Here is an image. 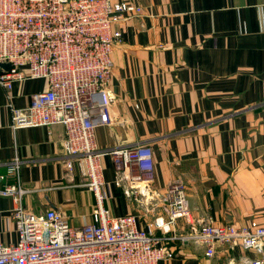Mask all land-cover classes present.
Wrapping results in <instances>:
<instances>
[{"label": "crops", "instance_id": "1", "mask_svg": "<svg viewBox=\"0 0 264 264\" xmlns=\"http://www.w3.org/2000/svg\"><path fill=\"white\" fill-rule=\"evenodd\" d=\"M119 1L138 11L114 44L106 87L113 100L96 143L100 151L149 144L154 178L138 185L141 202L128 198L127 183H114L112 159L104 155V205L114 216L136 215L147 229L159 213L158 196L169 181L182 180L190 219L176 220L166 234L153 230L173 252L160 263L264 264V240L261 251L216 243L207 257L204 245L182 239L207 221L264 225V0ZM46 87L44 79L16 81L9 92L0 84V176L18 157L23 206L57 209L80 226L91 221L96 200L77 169L66 172L63 126H11L12 108L27 107ZM11 181L0 179V189ZM13 209L12 198L0 194L5 244L18 239Z\"/></svg>", "mask_w": 264, "mask_h": 264}, {"label": "built area", "instance_id": "2", "mask_svg": "<svg viewBox=\"0 0 264 264\" xmlns=\"http://www.w3.org/2000/svg\"><path fill=\"white\" fill-rule=\"evenodd\" d=\"M137 11L119 0H0V63L10 64L8 70L0 68V84L9 92L16 81L47 82L44 90L31 95L27 107L12 108L11 126L62 125L66 172L77 169L96 200L91 221L80 226L71 225L54 208L28 211L22 204L27 190L20 181L21 161L14 157L4 163L6 172L0 179L13 181L5 182L0 194L12 198L18 239L0 242V264H161L173 256L153 230L166 234L176 220L190 219L182 180L168 182L153 207L159 213L147 229L138 227L136 215L114 216L104 205V155L112 159L114 183H127L123 192L128 198L141 202L138 185L154 178L149 144L100 151L95 134L98 126L108 123L107 108L113 100L106 87L114 44L121 38L120 27ZM182 239L204 245L207 257L214 255L216 243L261 251L264 225L207 221Z\"/></svg>", "mask_w": 264, "mask_h": 264}, {"label": "water", "instance_id": "3", "mask_svg": "<svg viewBox=\"0 0 264 264\" xmlns=\"http://www.w3.org/2000/svg\"><path fill=\"white\" fill-rule=\"evenodd\" d=\"M0 68H2L4 70H8L10 68V64L9 63H0Z\"/></svg>", "mask_w": 264, "mask_h": 264}]
</instances>
